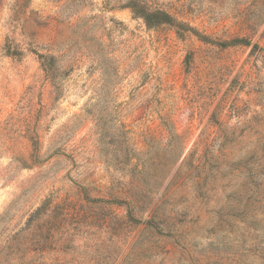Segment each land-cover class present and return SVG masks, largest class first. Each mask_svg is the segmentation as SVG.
Instances as JSON below:
<instances>
[{
    "label": "rangeland",
    "instance_id": "374dc122",
    "mask_svg": "<svg viewBox=\"0 0 264 264\" xmlns=\"http://www.w3.org/2000/svg\"><path fill=\"white\" fill-rule=\"evenodd\" d=\"M0 264H264V0H0Z\"/></svg>",
    "mask_w": 264,
    "mask_h": 264
},
{
    "label": "trees",
    "instance_id": "16d2710c",
    "mask_svg": "<svg viewBox=\"0 0 264 264\" xmlns=\"http://www.w3.org/2000/svg\"><path fill=\"white\" fill-rule=\"evenodd\" d=\"M163 14H164L163 12H145L144 18L146 19L147 23L149 21L148 19H150L151 17H152L151 20L159 21L164 18Z\"/></svg>",
    "mask_w": 264,
    "mask_h": 264
}]
</instances>
